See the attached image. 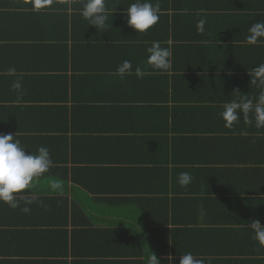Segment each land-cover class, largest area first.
I'll return each instance as SVG.
<instances>
[{
  "label": "crops",
  "instance_id": "1",
  "mask_svg": "<svg viewBox=\"0 0 264 264\" xmlns=\"http://www.w3.org/2000/svg\"><path fill=\"white\" fill-rule=\"evenodd\" d=\"M200 1L151 3H159V14L176 15L193 13L189 8ZM65 2L76 41L67 73L27 72L22 68L29 62L22 57L19 63L8 50L10 55L0 56V135H15L31 153L51 148L53 160L25 192L44 199L42 210L25 214L0 203V264H145L151 251L158 259L171 256L169 264L187 252L207 264H264V246L248 226L253 220L264 224V206L249 210L247 192L250 182L264 177V155H256L264 148V129L243 116L227 128L221 111L202 110L198 103H209L199 99L225 98L226 91L220 82L211 86L212 79L204 86L193 81L194 63L181 51L189 73H178L183 77L173 80L175 88L163 90L172 86V73L160 77L149 68V46L140 48L141 56L132 50V38L156 33L128 26L126 11L136 0H106L105 29L82 16L85 0H53ZM1 3L32 6V0ZM56 20L53 33L64 35ZM59 59L65 63L66 56ZM125 60L140 67L143 77L133 72L121 79L116 70ZM80 65L94 71L83 68L72 76V67ZM31 75L36 77L29 81ZM16 80L22 83L19 93L11 87ZM64 167L68 182L61 177ZM183 172L192 176L186 187L178 182ZM53 179L68 184L62 191L68 214L52 200L59 196L50 191Z\"/></svg>",
  "mask_w": 264,
  "mask_h": 264
},
{
  "label": "trees",
  "instance_id": "2",
  "mask_svg": "<svg viewBox=\"0 0 264 264\" xmlns=\"http://www.w3.org/2000/svg\"><path fill=\"white\" fill-rule=\"evenodd\" d=\"M210 2H214V4L212 3L211 5ZM61 3H52L51 6L39 11L33 10L32 6L29 7V4L16 6V4L1 3L0 56L4 57V53L7 55L11 54V57L19 63L22 57V61L26 60L29 62V66L22 68L27 72L47 70L49 72L67 73L72 46L74 43L76 44V41H74V37L70 31V16L68 14L70 7L66 2L63 5ZM201 9L209 12L206 13L209 20L205 25L203 33H200L198 30L195 32L197 22L202 18V15L198 14ZM177 10L181 12L183 7L178 6ZM189 10H193L189 11L193 13H179L181 16H178L179 14H159L158 23L151 28L153 31H156L152 37L140 35L139 37L132 38V50L135 53L137 52V55H140L141 47L151 46L152 43L146 42H153L156 39V41L161 43L162 47L170 46L172 52L174 51L170 71L166 73L153 71L160 72V77H169L170 72L172 73V86L167 85L163 90L166 89L168 92L170 87L175 88L173 80L175 81L183 76L186 77L187 73H189V66L181 65L180 54H178V51H181L185 53L183 55L187 56L186 61L191 60L194 63V75L190 77H197V79H193V81H201V85L204 86L210 84L203 82H208L207 80L212 79L213 85L211 86H215L220 82L226 91L225 98L206 96L204 99H199L200 101L206 100L209 103V105L198 103L202 110L213 109L216 111L218 109L222 112L224 110L223 105L227 102L239 100L243 96L250 99L258 97V93L252 91L257 90L256 92H258L261 90L251 83V79H255L254 68L264 63V43L250 45L246 42V38L249 35V28L254 23L264 21V0H201L198 6L193 7V9L189 8ZM56 19H58L59 27L60 25L64 27V35L53 33V30H56V26H58ZM161 30H165L164 36H159ZM137 39L144 40L145 42L137 43L143 42L135 41ZM179 39H182V42L176 43ZM169 41H172V43ZM77 43H80L79 39ZM7 50L10 51V54L7 53ZM64 55L66 56L65 63H63L64 59L61 60V63H57L60 61L59 58ZM39 59L41 64L37 65ZM56 60L58 61L55 62ZM71 64L73 65V63ZM75 66L77 67V64ZM75 66L72 67L73 70L71 69L72 76L80 71H84L82 70L83 68L87 72L94 71L83 65H80L82 67L78 69ZM57 67H60V71L57 70ZM135 68L137 67L133 66L132 70H135ZM149 68L151 67L149 66ZM98 69L96 72L105 71L103 68ZM184 72L186 75H178V73ZM202 73H209L210 75H200ZM35 77L36 75H31L29 81H32ZM58 77L63 79L69 76L58 75ZM205 90L208 91L207 89ZM173 98L176 101L177 98L175 96ZM65 99H68V97H65ZM212 103L214 105H211ZM29 104V106H35L31 108H38L36 105H31L33 103ZM182 104L189 103L183 102ZM66 116H68V110H66ZM69 128L67 124L64 131H69ZM15 139H18V137L15 136ZM256 155H264V148L260 146V151ZM63 170L65 172L61 174V177L64 181L68 182L69 176L66 167ZM67 185V183L64 184L63 188ZM247 189L249 210L254 208L259 210L262 208L264 206V177H260L257 183L250 182L247 185ZM27 197L31 198L32 196ZM36 198V201L30 205L31 213L33 214L36 210H42L43 203L40 202L44 201L42 198ZM52 200L58 203L56 207L61 208L65 214H68L69 208L67 203L69 199L66 195L60 193L58 197ZM160 260L162 264H169L167 259ZM139 263H142L140 259ZM205 264H207L206 260Z\"/></svg>",
  "mask_w": 264,
  "mask_h": 264
},
{
  "label": "clouds",
  "instance_id": "3",
  "mask_svg": "<svg viewBox=\"0 0 264 264\" xmlns=\"http://www.w3.org/2000/svg\"><path fill=\"white\" fill-rule=\"evenodd\" d=\"M52 3L53 0H32V8L39 11L51 6ZM159 12V3L153 4L151 0H136L126 11L127 24L138 33H145L158 23ZM81 14L89 21V25L96 29H105L108 26L106 0H85ZM198 14H201L202 18L197 22V30L203 33L207 24L206 10L201 9ZM248 31L249 35L246 38L248 44L264 43V21L254 23ZM146 51L148 54L146 63L153 70L165 73L171 70L173 52L170 46L162 47L159 41H154ZM10 71L14 72L15 69ZM253 71L255 79H251V83L261 91L255 99L243 96L239 100H232L223 105L224 110L220 116L227 128H232L234 124L239 123L243 116L246 123L252 124L254 120L257 129H264V63L259 64ZM116 74L121 79L132 74L131 61L125 60L117 68ZM135 74L138 78H142L144 72L137 67ZM11 87L19 93L22 83L16 80ZM52 165L53 160L47 147L41 146L35 153H31L22 147L21 141L15 139V135H0V203L7 204L13 210L20 208L23 213H30V205L37 198L35 195L29 198L25 192H31L36 187V181L48 173ZM191 181L190 173L179 174L178 182L181 186L186 187ZM49 187L50 191L60 194L63 191V182L53 179L49 182ZM21 201L25 206H20ZM248 226L252 230L254 239L259 245L264 246V224L259 220H253L248 223ZM168 260L174 261L171 256ZM145 264H162V261L151 251L146 257ZM178 264H205V262L193 253L187 252L180 256Z\"/></svg>",
  "mask_w": 264,
  "mask_h": 264
}]
</instances>
